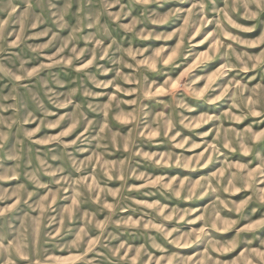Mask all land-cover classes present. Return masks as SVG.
Listing matches in <instances>:
<instances>
[{"label": "clouds", "instance_id": "obj_1", "mask_svg": "<svg viewBox=\"0 0 264 264\" xmlns=\"http://www.w3.org/2000/svg\"><path fill=\"white\" fill-rule=\"evenodd\" d=\"M0 264H264V0H0Z\"/></svg>", "mask_w": 264, "mask_h": 264}]
</instances>
